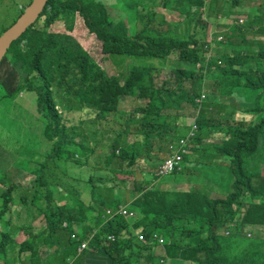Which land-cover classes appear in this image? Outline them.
Instances as JSON below:
<instances>
[{
  "label": "trees",
  "instance_id": "trees-1",
  "mask_svg": "<svg viewBox=\"0 0 264 264\" xmlns=\"http://www.w3.org/2000/svg\"><path fill=\"white\" fill-rule=\"evenodd\" d=\"M31 1L18 6L17 18ZM116 1L136 10L131 17L138 28L131 31L123 22L111 21L105 0H49L0 63V101L17 102L20 94H34L47 121L44 134L52 142L51 150L29 167L36 177L33 197L20 196L30 204L26 219L16 215L17 226L12 217L6 221L10 227L8 233L1 232L8 236L2 237L0 252L9 257L17 249L20 259L23 250H29V264L74 263L78 257V264H90L89 256L101 250L111 264H161V259L179 264H264V235L257 231L264 227L263 50L261 56H256L260 50L238 51L226 38L227 33L232 35L229 27L221 40V26H215L212 35L219 39L209 42L206 25L212 20H206L202 11L205 0ZM227 1L211 0L209 16L218 20L221 3ZM240 2L234 0L233 7ZM159 7L185 14L186 19L167 21V13ZM90 11L94 19L89 18ZM234 13L226 10L220 19ZM61 25L65 32L57 29ZM85 26L102 41L108 56L119 57L113 59L116 74H109L72 34ZM212 43L222 50L219 57L210 56L207 47ZM167 66L174 77L159 83L155 73ZM202 94L205 97L198 101ZM125 97L145 102L126 114ZM206 105L210 108L204 109ZM62 108H78L82 118L67 123ZM191 118L196 134L181 167L167 177L152 172L150 186L148 182L138 188L135 182L134 188L128 187V176L136 178L133 167L144 158L143 151L146 163L155 167L154 157L162 161L178 149L188 131L194 132ZM214 132L227 138L204 141ZM99 148L102 151L96 154ZM161 151L164 157L159 156ZM192 155L195 162L187 166ZM182 165L185 169L180 171ZM190 166L195 172H187ZM50 172L72 179L66 190L61 187L70 203L41 186ZM182 182L204 188L178 190L175 185ZM39 192L46 194L42 198ZM125 192L131 194L128 202ZM10 194L7 190L3 195L1 218ZM124 200L139 213L133 222L117 210ZM108 209L115 210L113 216ZM40 214L45 224L34 233L33 223ZM246 223L253 236L244 231ZM17 230L24 239L15 238ZM226 230L230 232L225 234ZM73 232L78 237L73 238ZM93 232V243L80 251L82 241ZM160 235L163 242L157 238ZM41 244L49 247L43 253Z\"/></svg>",
  "mask_w": 264,
  "mask_h": 264
},
{
  "label": "rangeland",
  "instance_id": "rangeland-1",
  "mask_svg": "<svg viewBox=\"0 0 264 264\" xmlns=\"http://www.w3.org/2000/svg\"><path fill=\"white\" fill-rule=\"evenodd\" d=\"M24 0H0V34L6 30L9 26H11L14 21L17 19V16L19 14L18 12V6L21 5V3ZM207 4L202 8V11L204 12L206 20L210 19L212 22L207 21V40L210 42L218 37L212 35V32L216 29L215 26L218 28V26H221L220 31L222 32L220 38H223L221 40H225V35L223 32L225 30L229 29L232 31V35L226 34L229 37V40L234 43V47L238 51H244L246 48L248 51L254 52V49L260 50L259 54L256 56H261L262 51L264 52V0H241L240 4L237 7H233L234 0H228L227 2L221 3L220 13H219V19L217 20L214 16H209V3H211V0H205ZM105 2L108 4L106 8V13L109 17V19L115 23L123 22L127 28H131V31L134 30V28H138L139 25L136 23L135 19L131 16L135 15V9H131L129 7L120 6L117 4L116 0H105ZM193 9H196L194 7ZM159 10L162 11V7H159ZM230 10L235 11L236 13L227 15V19H220V16L223 14L224 11ZM251 11H257L255 14H259L258 16L251 15L253 13H250ZM165 13H167V21L174 20V21H182L185 20V14H181L178 11H169L164 10ZM90 19L95 18L94 11H90L89 15ZM43 19H41L42 21ZM248 24V26H247ZM64 25L58 26L57 29L62 30L61 32H65V29H63ZM205 26V27H206ZM235 26V27H233ZM242 29V31H240ZM72 34L82 43V45L86 48V50L90 53V55L103 67L105 68L109 74L114 75L117 73L118 66L117 63L113 60L119 57L116 56H108L103 51L102 41L99 40L96 36V34L89 31V29L85 26L84 28H81L79 30H74ZM219 39V38H218ZM216 44L212 43L210 46L207 47V50L210 53V56L213 57H219L222 53V50L215 47ZM257 50V51H258ZM229 51L232 52L233 49L229 48ZM256 52V51H255ZM254 52V53H255ZM184 66L186 64H183ZM174 74L172 69L167 66L164 67L159 73H155L156 80L161 83L164 79L173 78ZM206 91V89H205ZM1 93V91H0ZM127 98L125 101L124 109L126 110V114L133 111L136 106H139L140 104H143L145 101H142L140 99H137L136 97L133 98ZM122 100H124V97H122ZM123 104V101L121 102V105ZM76 106L78 107V103H76ZM210 105L204 106V109H209ZM65 116V120L67 123H76L79 119L82 118V114L80 113V110L77 108L75 110H69L62 108ZM189 112H192L190 110ZM193 116V115H192ZM245 116L247 115H240ZM194 117V116H193ZM46 118L41 117V113L38 111L37 108V102H36V96L34 94H31L30 96H27L25 94H20L17 96V102L13 99H6L4 101H0V140L9 147V151L13 153L14 155V164L11 169H9L7 177L2 176L3 182L7 181L10 182V185H8V188L6 186H3V189L11 190L12 194H10V197H8V208L5 212V215L3 218L0 217V241L2 237L7 238L9 232V223L7 224V220L12 217V224L13 226H17L16 222V215H19L18 219L20 220L23 217V221H25L27 214L26 210L28 208V205H25L21 201V195H28L29 197H33L34 195V189L35 185L33 180L36 177V174L32 172L29 169V167H32L34 163H36L42 156L46 155L51 149L52 142L51 140L44 134V129L46 128L47 121ZM190 121V122H189ZM194 119H189L188 122L190 125H192V129L194 130V134L192 137L195 136V126L193 127ZM100 128H103L102 125H100ZM192 131L187 132V135L182 138H186L188 136V133L191 134ZM130 140L133 139V135H129ZM227 136L222 133L214 132L209 140H204L207 142H219L224 139H226ZM191 147V140L190 145ZM157 148V147H156ZM153 151L156 152L157 150ZM107 150V148L105 149ZM102 149H97L96 154H100ZM171 153H174L171 151ZM170 153V154H171ZM167 154V153H166ZM170 154H167L169 156ZM144 158L139 159L135 166L133 167L134 170H137L136 178L135 175H129L128 178L131 180L128 181V187L134 188V183L136 182V186L141 188L143 184H147L150 186L152 184V181H150V177H148L149 174L155 173L157 174L158 166L162 161H159L160 158L154 157L152 161H156L157 165L155 167H151L146 163V150L143 151ZM160 157H164L162 154V151L159 152ZM11 160V154L8 153L6 158H3L0 160V168L8 167L9 162ZM95 162H97L96 158H93ZM195 162V156L189 157V162H187V166L191 164V162ZM94 166V165H93ZM96 167V166H95ZM185 168L182 165V168L179 169L180 171H183ZM195 168L191 167L187 169V172H195ZM107 169L105 168L104 171ZM127 175H121V177L126 178ZM144 176V177H143ZM168 175H166L167 177ZM72 180L67 175L61 173V172H50L46 175V183H42L41 186L43 188H49L54 192V197H61L64 202L70 203L67 201V198L65 197V194L63 195V189L66 190V185H68V182ZM162 180V181H161ZM127 181V180H126ZM161 181V189H162V196L165 193V187L162 184L164 181L163 178L160 179ZM60 185V186H59ZM69 186V185H68ZM146 186V185H144ZM192 186L203 189L204 186L202 184H194L192 182H182L179 185H175V187L178 188V190L181 189H189ZM211 186H216L214 183H211ZM171 187V186H170ZM217 187V186H216ZM6 190V191H7ZM41 197L43 198L45 196V192H39ZM218 193L222 194L223 191L221 188L218 187ZM1 194L0 197V210H2L4 207L3 203V195ZM123 197L126 199V201H130L131 194L129 192H125ZM124 200L122 204L129 208V205ZM119 205V206H120ZM3 207V208H2ZM41 207V206H39ZM2 208V209H1ZM117 208V207H116ZM115 209V208H114ZM130 209V208H129ZM38 210V209H37ZM139 216V213L136 212V215L134 217H130L131 222L135 220V218ZM21 222V221H20ZM19 222V223H20ZM18 223V225H19ZM4 224V226H2ZM45 220H44V214H40L33 223V231L34 233L40 232L42 229V226H44ZM9 225V227H8ZM235 225V222L231 223V228H233ZM45 225V229H46ZM244 231L250 235L253 236L252 232H249V225L248 223L244 224ZM259 235H264V227H261L259 230ZM6 232V233H1ZM230 232V230H226L225 234ZM18 230L16 231L15 238L17 240H22L25 238V234L20 231L18 233ZM263 233V234H262ZM32 239V236H30V240ZM89 244L93 243V240H90L88 242ZM49 247L46 244L40 245V251L43 253L45 252ZM0 252V264H6L9 260V257H11V260H9V264H22L19 261H25L27 264L30 263V259L32 258V253L29 250H23L22 255L20 256V259L18 258L17 249L11 250L9 257L3 256V254ZM13 255V256H11ZM104 254L99 252V254L90 255L89 259H87L88 263L90 264H111L110 258L104 259ZM80 261V257H78V260H76L73 264H78ZM108 261V262H107ZM25 262H23L25 264ZM190 263V262H185ZM184 262H181V264H185ZM146 264V263H143ZM161 264H179L178 261L171 262L170 259L162 260Z\"/></svg>",
  "mask_w": 264,
  "mask_h": 264
},
{
  "label": "water",
  "instance_id": "water-1",
  "mask_svg": "<svg viewBox=\"0 0 264 264\" xmlns=\"http://www.w3.org/2000/svg\"><path fill=\"white\" fill-rule=\"evenodd\" d=\"M49 0H32L16 21L0 34V63L13 41L21 37L44 11Z\"/></svg>",
  "mask_w": 264,
  "mask_h": 264
},
{
  "label": "built area",
  "instance_id": "built-area-1",
  "mask_svg": "<svg viewBox=\"0 0 264 264\" xmlns=\"http://www.w3.org/2000/svg\"><path fill=\"white\" fill-rule=\"evenodd\" d=\"M204 97H205V95L202 94V98H204ZM199 100H201V99H198V101ZM193 134H194V132L192 131L188 137L180 139L178 149L176 151H174V153H171L169 156L164 158L162 160V163H160V165L158 166L157 175L166 176V175H168V173L172 172L176 166H179L178 168L181 167V162L183 161V154L187 153V150H188L189 145H190V140H191ZM117 210L128 218L134 217L136 215V213L134 211L128 209L127 206L121 205L117 208ZM107 213L110 216H113L115 213V210L108 209ZM65 225H67V224L65 223ZM94 235H95V232L88 234V238L83 240L81 243V246L79 247L80 251H82L84 248H87L89 246L88 242L93 239ZM72 237L76 238L77 233L76 232L72 233ZM108 238L111 240L114 239L113 235H109ZM157 238L160 242L164 241V238L162 235L157 236ZM68 264H72V263L70 262Z\"/></svg>",
  "mask_w": 264,
  "mask_h": 264
},
{
  "label": "crops",
  "instance_id": "crops-1",
  "mask_svg": "<svg viewBox=\"0 0 264 264\" xmlns=\"http://www.w3.org/2000/svg\"><path fill=\"white\" fill-rule=\"evenodd\" d=\"M253 50L255 52L258 49L256 50L253 47ZM30 95H28V96H30ZM0 152H1L0 160H2L3 158H6V156H7L8 153L11 154V160L9 162L8 167L0 168V192L3 194L7 190V189L6 190L3 189V186H6L8 188V185H10V182H7V181L3 182L2 176L4 175V176L7 177V174H8L9 169H11L13 167V164H14V156H13L12 152L9 151V147L7 145H5L1 140H0ZM0 197H1V194H0ZM103 257H104V259H108L107 258V255H104ZM98 264H100V263H98Z\"/></svg>",
  "mask_w": 264,
  "mask_h": 264
},
{
  "label": "clouds",
  "instance_id": "clouds-1",
  "mask_svg": "<svg viewBox=\"0 0 264 264\" xmlns=\"http://www.w3.org/2000/svg\"><path fill=\"white\" fill-rule=\"evenodd\" d=\"M197 66H200V64H197ZM199 99H202V95H201V98H199ZM200 101V100H199ZM189 136V135H188ZM187 136V137H188ZM124 206V205H123ZM66 223V222H65ZM74 233V232H73ZM77 233V232H76ZM77 237H78V235H77ZM90 245V244H89ZM89 247V246H88ZM70 263V262H69ZM72 263V262H71ZM68 264V263H67ZM73 264V263H72Z\"/></svg>",
  "mask_w": 264,
  "mask_h": 264
}]
</instances>
